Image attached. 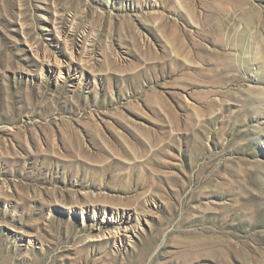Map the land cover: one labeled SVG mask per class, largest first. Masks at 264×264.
<instances>
[{"label": "rangeland", "instance_id": "obj_1", "mask_svg": "<svg viewBox=\"0 0 264 264\" xmlns=\"http://www.w3.org/2000/svg\"><path fill=\"white\" fill-rule=\"evenodd\" d=\"M0 264H264V0H0Z\"/></svg>", "mask_w": 264, "mask_h": 264}, {"label": "bare ground", "instance_id": "obj_2", "mask_svg": "<svg viewBox=\"0 0 264 264\" xmlns=\"http://www.w3.org/2000/svg\"><path fill=\"white\" fill-rule=\"evenodd\" d=\"M92 117H93V116H92ZM92 117H91V118H92ZM65 120H66V119H65ZM91 120H93V119H91ZM48 136H49V135H48ZM146 138H148V137H146ZM49 139H50V136H49ZM47 140H48V139H47ZM144 144H146V142H144L143 145H144ZM120 145L124 148V146H123V141L120 142ZM146 146H147V145H146ZM73 147H74V146H72V148H73ZM81 148H82V147H81ZM148 175H149V174H148ZM145 176H146V175H145ZM143 177H144V176H143ZM140 179H141V178H140ZM144 180H145V179H144ZM149 181H150V180H149ZM137 182H140V181H137ZM145 182H146V181H145Z\"/></svg>", "mask_w": 264, "mask_h": 264}]
</instances>
